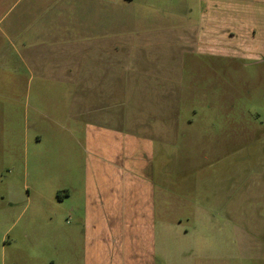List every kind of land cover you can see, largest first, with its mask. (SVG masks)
Masks as SVG:
<instances>
[{
	"label": "rangeland",
	"instance_id": "rangeland-1",
	"mask_svg": "<svg viewBox=\"0 0 264 264\" xmlns=\"http://www.w3.org/2000/svg\"><path fill=\"white\" fill-rule=\"evenodd\" d=\"M17 1L0 2V45L5 50L0 60V264H83L82 227L78 217L70 218L66 204L59 203L58 191L64 193L84 174L78 156L85 158L81 142L88 136L89 114L79 113L77 89L42 80L23 62L30 55L41 59L62 52L58 48L64 36L54 31L62 17L43 15L57 17L68 3ZM134 7L130 12L120 7L118 28L126 25ZM146 13L149 20L143 23L151 33L168 27L152 8ZM193 14L190 20L181 19L184 27L196 19ZM162 38L157 45L150 42L148 74L131 76L134 86L129 84L125 102L131 122L139 121L138 109L145 101L150 102L146 117L154 104L166 111L160 179L167 219L181 222L185 237L180 255L182 249L175 252L174 247L178 237L168 232V264H244L219 256L227 249L238 253L229 214L239 221L255 220L264 209V63L180 52ZM21 47L26 58L18 57ZM176 91L178 104L173 103ZM152 119L156 125L162 122ZM189 181L193 188L183 193ZM203 195L212 198L203 200ZM191 250L196 258L186 261L184 253Z\"/></svg>",
	"mask_w": 264,
	"mask_h": 264
},
{
	"label": "crops",
	"instance_id": "crops-1",
	"mask_svg": "<svg viewBox=\"0 0 264 264\" xmlns=\"http://www.w3.org/2000/svg\"><path fill=\"white\" fill-rule=\"evenodd\" d=\"M66 1L65 11L58 12L57 17L55 13L51 18L47 12L43 15L49 19L62 17L54 28L64 36L58 48L62 52L43 55L41 59L38 55L35 59L31 55L26 58L27 50L22 51V46L18 54L27 59L23 62L30 64L33 75L68 85V90L77 89L79 113L89 114L85 116L88 136L81 142L85 158L78 156V168L84 163V174L64 193L58 191V201L66 204L72 220L79 219L84 238L83 264H168L172 251L167 243L168 232L174 231L178 237L174 247L175 252L182 249L180 255L185 237L183 224L175 217L167 219L166 192L160 179V154L166 155L163 146L168 123L162 120L166 111L154 104L146 117L150 102L145 101L138 109L139 121L131 122L125 102L131 93L129 84L134 86L131 76L148 74L149 44L157 45L163 35V41L177 45L180 52L264 63V0H155L147 6V0ZM122 6L127 12L135 6L132 13H127L123 29L118 28ZM147 8L165 18L163 24L168 27L153 33L146 29L143 21L149 20ZM192 13L196 19L184 27L181 19L192 18ZM4 35L9 37L7 32ZM4 56L0 45V60ZM97 69H103L102 73H90ZM175 93L173 103L178 104L179 92ZM143 97L138 95L137 99ZM153 117L162 120L160 125L154 124ZM192 185L189 181L182 192L190 191ZM205 198L212 197L203 195ZM257 216L255 220L250 217L239 221L229 214L227 224L229 231L234 232L236 243L232 244L238 253L223 250L219 258L264 264L263 208ZM184 256L186 261L196 258L194 250Z\"/></svg>",
	"mask_w": 264,
	"mask_h": 264
}]
</instances>
